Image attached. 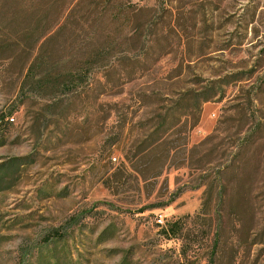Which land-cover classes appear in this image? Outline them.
<instances>
[{
    "label": "rangeland",
    "instance_id": "rangeland-1",
    "mask_svg": "<svg viewBox=\"0 0 264 264\" xmlns=\"http://www.w3.org/2000/svg\"><path fill=\"white\" fill-rule=\"evenodd\" d=\"M121 1V18L105 21L120 37L113 58L138 75L97 112L91 91L56 105L23 88L30 43L10 35L28 22L0 31V170L21 159L0 179V264H180L183 241L161 229L205 201L224 213L227 264H264L252 242L264 241V0ZM207 251L191 259L206 264Z\"/></svg>",
    "mask_w": 264,
    "mask_h": 264
},
{
    "label": "trees",
    "instance_id": "trees-1",
    "mask_svg": "<svg viewBox=\"0 0 264 264\" xmlns=\"http://www.w3.org/2000/svg\"><path fill=\"white\" fill-rule=\"evenodd\" d=\"M111 3L122 7L121 0H97L95 3L82 5L81 0H72L69 3L63 0H13V5L6 9L5 0H0V31L13 30L10 25L25 18L28 22L24 33H12L10 40L18 42V36L29 41V64L24 77L23 88L30 84L35 95H51L57 103L72 97L78 100L89 91L93 93L92 110L97 112L103 106L99 102L102 95L119 94L118 87L133 80L138 75L137 71L118 70V63L114 61L116 48L120 45V37L108 29L105 21H118L121 18L120 7L111 9ZM82 8V9H81ZM110 10V11H109ZM81 12H84L81 14ZM6 16V18L4 17ZM4 20H8L6 25ZM82 30L84 27L92 29L86 35L75 33V28ZM8 33V34H10ZM16 37V38H15ZM19 38V37H18ZM116 56V55H115ZM124 71L128 74L122 75ZM128 78V80H127ZM126 79V80H125ZM122 81V83H121ZM217 83L208 85L200 94L201 102L212 100L220 91ZM200 109V107L198 106ZM166 118L157 124L158 131L164 132L168 128ZM2 128L0 123V129ZM135 153V158L138 156ZM21 159H14L0 170V179L10 168H18ZM224 193L216 201L221 206L225 202ZM208 202L194 215H184L175 220H168L161 232L166 238H178L183 241L180 250V264H196L190 252L196 253L200 247L206 246L209 252L206 264H227L226 247L227 237L223 224L224 213L222 209L215 212L206 210ZM208 220L210 226L201 229L194 236L187 232L188 224L197 220ZM264 232L260 237L263 238ZM254 244L263 243L257 238ZM209 248V249H208ZM56 247L48 252L53 255ZM48 255V254H47ZM37 264H77L70 260L63 263L60 259L44 257L38 259ZM81 264V263H80ZM119 264H131L126 255Z\"/></svg>",
    "mask_w": 264,
    "mask_h": 264
},
{
    "label": "built area",
    "instance_id": "built-area-1",
    "mask_svg": "<svg viewBox=\"0 0 264 264\" xmlns=\"http://www.w3.org/2000/svg\"><path fill=\"white\" fill-rule=\"evenodd\" d=\"M159 222H162V219H159Z\"/></svg>",
    "mask_w": 264,
    "mask_h": 264
}]
</instances>
